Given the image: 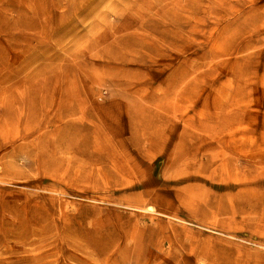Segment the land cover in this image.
Wrapping results in <instances>:
<instances>
[{
	"label": "rangeland",
	"instance_id": "obj_1",
	"mask_svg": "<svg viewBox=\"0 0 264 264\" xmlns=\"http://www.w3.org/2000/svg\"><path fill=\"white\" fill-rule=\"evenodd\" d=\"M0 264H264V0H0Z\"/></svg>",
	"mask_w": 264,
	"mask_h": 264
}]
</instances>
